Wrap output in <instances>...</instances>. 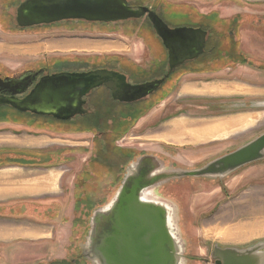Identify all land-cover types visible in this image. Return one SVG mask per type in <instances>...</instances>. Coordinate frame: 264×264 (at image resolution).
Segmentation results:
<instances>
[{
	"label": "flooded vegetation",
	"instance_id": "af4514ba",
	"mask_svg": "<svg viewBox=\"0 0 264 264\" xmlns=\"http://www.w3.org/2000/svg\"><path fill=\"white\" fill-rule=\"evenodd\" d=\"M26 1L0 0L2 36L38 38L46 33H62L60 30H63L81 33L79 38L69 37L68 41L71 42H115L90 38L96 36L97 32H106L105 35H99L106 39L119 37L129 41L131 46L139 45L143 49L140 48L141 53H136L133 57L110 53L43 54L27 57L14 68L0 61V125H7L14 134L23 137L46 136L70 144L72 149L69 153L71 155L69 164L77 159L80 161L77 166L72 164L68 170L71 178L68 189L72 193L75 208L71 232L66 235L65 240L72 242L80 234V238L85 236V242L78 244V252L71 248V245H66L67 243L59 244L60 246L55 248V256L65 257L55 259L49 264L92 263L86 254V245L88 234L93 228L94 212L111 206L113 199L105 205H100L105 195L110 192L114 191V197H117L128 178L144 179L145 182H142V187L138 189H146V194L173 189L176 199L181 198L186 189L189 192L197 189L198 185L191 180H220L213 178L219 170L212 163L218 157L192 170L170 169L172 164L170 156L163 153L169 149L152 144H136L140 147L134 149L126 142L128 140L126 135L137 127L147 112L173 92L179 81L180 91L183 81L181 79L184 76L212 74L226 68L229 70L228 66L237 64L251 66V63L243 56L239 45L234 41L232 22H226L217 16L216 20L221 24H213L208 18H202L191 11L173 9L167 2L161 0L153 1L151 4L144 0L124 1L131 11L146 8L153 12L169 29L191 28L206 32L203 52L177 65L173 70H170L168 49L156 33L147 13L139 18L110 23L63 20L23 27L17 22V9ZM207 25L211 29L216 27V32L212 34ZM60 27L62 29L58 30ZM180 48L182 51L181 45ZM194 52V49L190 51ZM96 70L117 73L123 76L124 80L110 81L114 91L101 84L82 93L86 86L84 81L69 83L54 79L59 74H85ZM155 82L158 84L145 97L126 101L132 97L124 94L128 90L127 87ZM18 128L20 131L16 130ZM27 160L32 161L31 158ZM60 163H63V160ZM201 172L204 174L201 175ZM155 177L158 180L157 184ZM88 211H91L89 216L86 215ZM81 215L83 218L79 220ZM100 226L104 228L105 223ZM213 264H216V259Z\"/></svg>",
	"mask_w": 264,
	"mask_h": 264
},
{
	"label": "rangeland",
	"instance_id": "374dc122",
	"mask_svg": "<svg viewBox=\"0 0 264 264\" xmlns=\"http://www.w3.org/2000/svg\"><path fill=\"white\" fill-rule=\"evenodd\" d=\"M144 1L151 4V2L156 0ZM161 1L167 2L173 9L191 11L202 18H208L213 24L220 23L216 20L217 16L221 20L232 22L234 24L232 30L234 41L239 45L243 56L251 63V69L249 67L245 68L249 69L252 75L258 78L260 76V79L262 78V86H264V0ZM219 27L223 28V26ZM60 29L62 27L58 28V30ZM207 29L212 34L217 30L216 27L211 29L209 25H207ZM60 32L62 33H46L38 36V38L32 36L7 37L0 34V61L9 64L8 66L10 67H16L20 61L32 54L23 49L22 44L26 42L40 41L45 44L44 50H50V43L65 42L68 41L69 37L73 36L76 38L81 37L79 31L63 32V30H60ZM99 34L105 35L106 32H97V37L90 36V38L114 40L115 42H91L90 47H86L87 53L100 54L107 52L110 54H123L128 57L141 53L139 50L142 47L139 45H135L136 47L131 46L132 44L125 39L119 37L106 39ZM16 35L18 34L16 33ZM228 67L229 70H226V68L212 74H206L208 76H184L181 79V81L183 80L181 88L183 87L182 90L184 91L186 84L189 82L208 83L207 85H211L216 80L219 82H231L232 80L241 79L234 74L242 67V64ZM224 72L231 75L223 74ZM252 80L255 82V77H252ZM179 82L165 100L154 106L138 122L137 127L130 130L126 135L128 145H132L134 149L140 147L136 144L164 146L169 149V151H163V153L170 156V162H172L170 169L185 168L192 170L231 150L244 146L264 133V117L262 113L260 114L261 109H251L252 111L255 110L251 116L259 117L257 124L240 134H237L238 131H236V134L227 138L221 137L218 140L201 139L184 135L177 129L173 130L171 126H177L180 121L188 123V125L201 126L211 122L226 120L229 115H232V112L242 110L241 108H228L229 104L232 103L228 101L230 100L229 98H213L218 100L213 101L211 103L212 106H207L209 105L208 100L205 101L206 104L195 102V100L201 101V97H196L192 94L181 95V92L178 91ZM185 97L188 99H185ZM258 98L264 99V93ZM252 99L255 98L252 97ZM185 103L187 106L184 108L183 105ZM6 129H9L7 125H0V134L6 133ZM16 130L20 131L19 128ZM9 131L14 133L12 130ZM175 131H178V134ZM69 148L72 149V147ZM152 148L155 147L152 146ZM61 149L63 150V148ZM66 149L68 148L66 147ZM79 162L77 159L65 165V173H68L72 164L77 166ZM191 181L198 185L197 189L193 192H189L186 189L181 198L176 199L173 189L170 188L166 192H154L155 194L153 195L168 201L175 207L178 236H180L183 243L184 254L188 257L186 264H213L216 259L212 255L215 247L221 250L232 249V251L240 255H247L251 252L255 255L264 254V160L245 165L220 180L195 179ZM258 192L261 198L260 201L255 197ZM114 194V191L106 194L100 206L110 202L114 198ZM175 195L177 196V193ZM90 212L88 211L86 215L89 216ZM255 212L257 214H254ZM82 218L83 216L81 215L79 220H82ZM85 231L86 229L84 228ZM249 231H253L254 234L240 238L241 235H245ZM79 236L80 234L72 242H66L65 237L59 242L43 240L35 243H23L21 246H18V242L12 241L14 242V247L12 246L10 250L5 251L6 255L0 251V264H49L55 259L65 257L55 256V248L59 244L67 243L66 245H71V248L73 247L78 252V244L85 242V236L83 235L81 238ZM68 253L70 257L71 252L69 251ZM87 264L93 263L88 262Z\"/></svg>",
	"mask_w": 264,
	"mask_h": 264
},
{
	"label": "water",
	"instance_id": "95a60500",
	"mask_svg": "<svg viewBox=\"0 0 264 264\" xmlns=\"http://www.w3.org/2000/svg\"><path fill=\"white\" fill-rule=\"evenodd\" d=\"M144 13L148 14L156 33L168 49L170 70L203 52L206 32L191 28L169 29L146 8L129 10L124 0H27L17 9V22L23 27L63 20L110 23L139 18ZM192 49L194 53H190ZM54 79L69 83L84 81L86 86L82 93H86L101 84L113 90L110 81H123L124 77L114 72L96 70L85 74H59ZM157 84L127 87L124 94L132 97L126 101L145 97ZM228 108L264 109V101L247 105L231 103ZM261 160H264V133L214 160L212 164L219 171L213 178L223 179L233 171ZM155 180L157 184L156 177ZM142 182L145 180L128 178L117 197L111 201V206L94 212L93 228L88 234L86 245V254L93 264H186L188 257L184 254L185 249L178 236L175 207L153 196L154 192L149 193L148 197L146 189H138L142 187ZM103 222L104 228L100 226ZM212 255L216 258V264H264V254L255 255L251 252L240 255L232 249L221 250L215 247Z\"/></svg>",
	"mask_w": 264,
	"mask_h": 264
},
{
	"label": "crops",
	"instance_id": "0c3cea01",
	"mask_svg": "<svg viewBox=\"0 0 264 264\" xmlns=\"http://www.w3.org/2000/svg\"><path fill=\"white\" fill-rule=\"evenodd\" d=\"M90 44L92 43L55 42L50 43V50H44L45 44L40 41L26 42L22 46L26 52L32 53L29 54V57H36L48 53L60 54L61 52L62 54H91L86 50ZM245 67L251 69L248 65H242L235 74L233 73L241 79L231 82L216 80L211 85L189 82L184 91L182 87L179 92L184 96L192 94L201 97V101L195 100V102L206 104L205 101L208 100L209 105L207 106H212L211 103L218 100L213 98H229L228 101L233 104L246 105L252 101H264L263 98H258L264 93L262 78L260 79L259 76L261 74L257 75L258 78ZM223 74L231 75L225 72ZM198 76L208 75L200 74ZM252 77H255V82ZM185 99L188 98L185 97ZM183 106L185 108L186 103ZM254 111L250 108H242L241 111L232 112V115L223 121L201 126L188 125V123L180 121L177 126L172 125L171 127L173 129L178 127L180 133L189 137L218 140L221 137L227 138L234 135L236 131H238L237 134H240L257 124L259 117L251 116ZM6 130V133L0 134V251L4 255L13 246L14 242L12 241L18 242V246H21L23 243H35L43 240L59 242L64 239L71 232L75 208L72 193L68 189L71 178L68 173H65V165L69 163L71 157L69 154L70 144H60L57 140L46 136L40 138L17 136L9 129ZM28 158H31L32 161L27 160ZM61 160L63 163H60ZM256 195L255 197L260 201L259 192ZM27 224H29L28 227ZM252 234L254 232L249 231L247 234L241 235L240 238Z\"/></svg>",
	"mask_w": 264,
	"mask_h": 264
},
{
	"label": "bare ground",
	"instance_id": "6f19581e",
	"mask_svg": "<svg viewBox=\"0 0 264 264\" xmlns=\"http://www.w3.org/2000/svg\"><path fill=\"white\" fill-rule=\"evenodd\" d=\"M211 128H212V127H211ZM213 128H214V126H213ZM181 129H183V128H181ZM173 130H175V129H173ZM177 130H178V131H180L178 127H177ZM178 131H175V132H176V134H178ZM207 131H208V130H207ZM189 132H190V131H189ZM211 132H212V131H211ZM214 132H215V131H214ZM212 133H213V132H212ZM172 134H174V133L172 132ZM199 134H200V133H199ZM203 134H204V133H203ZM207 134H208V133H207ZM147 196L149 197V195H148V194H147Z\"/></svg>",
	"mask_w": 264,
	"mask_h": 264
},
{
	"label": "built area",
	"instance_id": "2783aa9c",
	"mask_svg": "<svg viewBox=\"0 0 264 264\" xmlns=\"http://www.w3.org/2000/svg\"><path fill=\"white\" fill-rule=\"evenodd\" d=\"M261 113H262V116H264V109H262Z\"/></svg>",
	"mask_w": 264,
	"mask_h": 264
}]
</instances>
